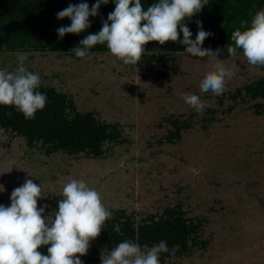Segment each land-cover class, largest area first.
<instances>
[{"label":"rangeland","instance_id":"374dc122","mask_svg":"<svg viewBox=\"0 0 264 264\" xmlns=\"http://www.w3.org/2000/svg\"><path fill=\"white\" fill-rule=\"evenodd\" d=\"M18 54L25 67L41 77V85L68 94L76 109L91 111L115 123L126 142L110 145L98 159L61 152L44 155L36 143L0 128V204L10 206L11 192L26 179L44 189L38 207L62 199L69 179L95 188L106 208L159 214L179 204L185 215L201 220L205 248L171 256L163 264H264V112L261 100L231 101L228 94L260 76L242 53L218 58L233 68L220 95L201 92L203 75L216 61L180 52L165 80L141 76L109 52H0V70L15 71ZM183 93L196 94L203 112L185 103ZM187 123L179 138L168 142L170 122ZM47 216V213L44 212ZM80 257L101 264L103 254Z\"/></svg>","mask_w":264,"mask_h":264},{"label":"clouds","instance_id":"9594fccd","mask_svg":"<svg viewBox=\"0 0 264 264\" xmlns=\"http://www.w3.org/2000/svg\"><path fill=\"white\" fill-rule=\"evenodd\" d=\"M109 0H96L91 8L86 2L69 4L57 13V19H70V26L57 29L58 37L80 34L90 27L89 17H95L101 4ZM114 11L108 14L96 33L86 35L73 48L76 57L83 58L88 49L97 44H107L110 53L126 65L137 64L150 42L164 45L179 42L184 53L195 58L210 57L216 61L200 81L201 92L220 95L227 80L234 75L218 58L220 49L202 48L210 32L202 29L197 21L195 40L186 21L199 13L208 0H159L145 10L141 0H114ZM241 22L244 30L231 33L234 46L227 47L229 56L242 50L248 64L264 67V9L255 13L250 21ZM182 33L183 38L180 39ZM82 46V47H81ZM26 54H18L15 71L0 70V106H12L26 119H33L47 103L46 94L37 91L41 77L25 67ZM187 105L203 112L204 102L196 94L183 93ZM11 113H9L10 115ZM2 186V185H0ZM43 187L26 179L10 195V206L0 204V264H83L80 257L88 253L90 242L102 232L111 212L103 203L101 194L82 179H69L62 186V199L58 202L54 218L44 215L47 205L38 207V200L45 198ZM47 246V255L39 250ZM179 250L174 246L173 254ZM166 241L152 247L141 246L124 240L107 255L101 264H160V254L168 252Z\"/></svg>","mask_w":264,"mask_h":264},{"label":"trees","instance_id":"16d2710c","mask_svg":"<svg viewBox=\"0 0 264 264\" xmlns=\"http://www.w3.org/2000/svg\"><path fill=\"white\" fill-rule=\"evenodd\" d=\"M81 2L88 3L91 8L96 0H0V52H74L72 49L79 46L80 40L101 29L115 8L114 0L101 4L98 14L89 17L90 27L85 32L58 37L57 29L70 26L71 21L68 18L57 19V13L69 4ZM158 2L141 0L145 10ZM261 9H264V0H208L207 5L185 23L193 40L198 31L197 21L201 22L204 31L211 33L202 48H219L220 53H227V47L234 46L231 33L236 29L243 31L241 22H248L245 27L249 26L252 17ZM145 48L136 67L141 76L149 75L155 80L167 79L174 72L171 64L175 54L185 50L179 42H166L164 45L150 42ZM88 52H109V49L104 43L91 47ZM237 53H242V50ZM260 68L263 70L260 76L228 94L231 101L261 100L252 105L255 114L264 112V67ZM37 91L46 94L47 103L33 119H26L15 107L0 106V128L21 137L27 146L38 143L44 155L61 152L68 156L98 159L104 156L108 146L126 142L117 124L101 120L91 111H78L68 94L41 84ZM170 126L168 142L178 139L179 131L187 128V123L175 119ZM60 200L54 198L45 208L49 219L54 218ZM109 211L111 218L93 240L91 252L96 255H108L124 240L136 242L142 249L145 245L150 248L164 240L169 251L160 254V264H163L171 256L190 255L196 249L205 248L207 243L200 235L201 220L186 216L179 204L164 207L159 214L140 216L122 208H110ZM176 245H179V250L173 254ZM39 250L47 255V246Z\"/></svg>","mask_w":264,"mask_h":264}]
</instances>
